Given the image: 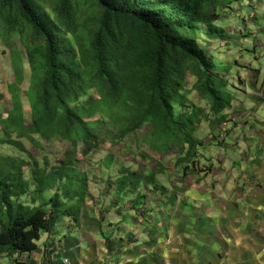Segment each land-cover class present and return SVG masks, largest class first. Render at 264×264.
Here are the masks:
<instances>
[{"label": "trees", "instance_id": "trees-1", "mask_svg": "<svg viewBox=\"0 0 264 264\" xmlns=\"http://www.w3.org/2000/svg\"><path fill=\"white\" fill-rule=\"evenodd\" d=\"M225 1L0 0V42L11 53L14 72L13 109L0 121V147L28 157L0 154V254L36 252L42 235L62 219L80 226L90 180L79 168L77 148L84 146V155L99 148V129L106 126L99 117L115 125L114 144L151 124L150 146L157 151L187 146L177 165L189 168L201 145L194 132L202 110L177 115L176 105L185 107L184 84L191 73L215 113L228 106L218 94L211 62L199 50L202 27L214 24ZM26 65L29 124L20 97ZM223 122L222 117L218 125ZM36 136L70 148L57 165L47 157L41 163L22 143L38 145ZM142 179L124 171L118 195L137 190Z\"/></svg>", "mask_w": 264, "mask_h": 264}, {"label": "rangeland", "instance_id": "rangeland-1", "mask_svg": "<svg viewBox=\"0 0 264 264\" xmlns=\"http://www.w3.org/2000/svg\"><path fill=\"white\" fill-rule=\"evenodd\" d=\"M216 13L218 16L214 24L202 27L199 50L211 62L218 94L228 106L223 112L215 113L211 100L203 98L196 86L197 78L188 73L183 90L187 98L185 107L176 105V113L179 115L184 110L190 114L195 108L202 110L198 115L199 120H195L194 132L201 145L189 168L177 165V161L184 157L187 146L175 144L171 145L170 150L162 151L150 146L148 140L153 132L151 124H145L127 139L114 144L111 138L117 134L115 125L99 117L106 123L105 127L99 129V148L88 155L83 154L84 146L77 148L79 168L88 174L90 180L89 196L82 219L84 215L85 218L90 215V209H96L97 217L100 215V220L105 217L108 227L122 226L125 223L123 233L120 231L117 236V239L125 243H132L131 240L136 237L132 236L136 227L146 225L150 221L156 227L162 226L163 223L171 225L163 216H168L167 213L173 211L170 206L177 211L180 204L186 203L184 199L181 200L180 195L194 188L190 181L207 176L216 178L230 175L228 168L231 169V175L235 176L237 164L244 162L248 157L246 150L240 146L237 149L236 145H240L243 139V126L246 128L251 122L250 126L257 127L263 113L262 108H259V101L256 100L257 96L254 95L258 94L255 92L264 84V0H226ZM16 42L22 58L27 61L21 43L19 40ZM10 54L0 42V121L13 109L9 91V86L14 83ZM249 84H256V91ZM20 89L25 117L29 124L31 111L26 97L29 89L28 65L25 83ZM222 117L224 122L218 125V120ZM96 121L97 118L92 122ZM34 139L38 145L28 140H22V143L41 163L44 157H47L53 165H57L70 148L69 143H61L59 140L46 142L37 136ZM0 154L28 159L26 154L10 146H1ZM124 171L137 173L143 179L137 190L128 188L118 195V180ZM154 173H157V176L150 182L148 179ZM25 176L31 182V171L26 172ZM23 202H28V199ZM107 209L114 214L112 220L105 215L108 214ZM175 211L171 213L172 216L180 215V212ZM108 219L112 223L115 219L118 222L108 224ZM83 220L79 227L70 221L54 229V264H72V257L67 254L72 246L69 240L78 236L76 233L81 231ZM93 223L91 221V224ZM76 228L79 230L74 234ZM102 239L108 244L111 242L107 237ZM11 257L0 254V264H11ZM65 260L68 262L65 263Z\"/></svg>", "mask_w": 264, "mask_h": 264}, {"label": "crops", "instance_id": "crops-1", "mask_svg": "<svg viewBox=\"0 0 264 264\" xmlns=\"http://www.w3.org/2000/svg\"><path fill=\"white\" fill-rule=\"evenodd\" d=\"M249 85L256 91V84ZM255 93L263 113L257 127L251 122L243 126L236 148L245 149L248 157L237 164L235 176L228 168L230 175L190 181L194 188L180 195L186 203L177 204V211L170 206L180 215L163 216L171 225L156 227L148 221L134 229L131 244L117 239L125 223L108 227L105 217L100 220L90 209L81 231H73L78 236L69 240L72 264H264V84ZM107 213L112 220V211ZM69 222L62 219L57 227ZM10 259L11 264H54V231L42 235L36 252Z\"/></svg>", "mask_w": 264, "mask_h": 264}, {"label": "built area", "instance_id": "built-area-1", "mask_svg": "<svg viewBox=\"0 0 264 264\" xmlns=\"http://www.w3.org/2000/svg\"><path fill=\"white\" fill-rule=\"evenodd\" d=\"M68 261L67 260H65V263H67Z\"/></svg>", "mask_w": 264, "mask_h": 264}]
</instances>
